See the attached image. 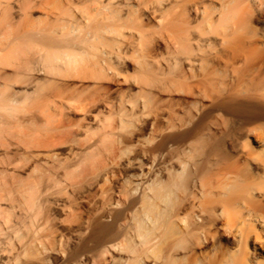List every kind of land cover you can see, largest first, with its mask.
I'll return each instance as SVG.
<instances>
[{
	"label": "bare ground",
	"instance_id": "bare-ground-1",
	"mask_svg": "<svg viewBox=\"0 0 264 264\" xmlns=\"http://www.w3.org/2000/svg\"><path fill=\"white\" fill-rule=\"evenodd\" d=\"M209 1L59 0L54 11L51 0H0V147L26 136L31 169L5 181L0 162V201L20 207L0 223V264H264V7ZM141 44L131 74L126 55ZM125 88L120 124L132 126L109 131L106 153L89 150L106 136L85 157L35 137L52 107L78 105L82 129ZM255 131L261 150L240 153ZM10 145L4 154L16 156ZM81 163L60 207L73 217L57 228L56 179Z\"/></svg>",
	"mask_w": 264,
	"mask_h": 264
},
{
	"label": "rangeland",
	"instance_id": "rangeland-1",
	"mask_svg": "<svg viewBox=\"0 0 264 264\" xmlns=\"http://www.w3.org/2000/svg\"><path fill=\"white\" fill-rule=\"evenodd\" d=\"M259 1H261L260 4L258 3V5H260L259 7L263 8L264 7V0H259ZM206 2L209 3L210 1L206 0ZM58 3H59V0H51L50 6L52 7V10L58 11V8L60 6ZM190 15H191V18H193V26L195 27L194 29L195 30L197 29L198 32H201V31H199L200 30L199 27H201L202 23L199 21L198 17L195 16L193 11H190ZM256 26L257 27H264V24L260 22V24H256ZM195 43H197V42H195ZM149 45L152 47V44H149ZM158 52L160 53L162 59L164 57L168 56V49H167V41L166 40H164L163 44H161V46L159 47V50L156 51V53H158ZM142 53H143L142 44L138 45V46H133L129 49L128 55H126L129 73H131V74L134 73V70L136 69L137 64H138V60L143 56ZM185 66H186V68H188V64ZM183 68L185 69L184 66H183ZM131 80L134 81L133 79H131ZM85 86H87V83L85 84ZM130 87L132 88L130 90V92L132 94L137 95L141 90V89H139L138 85H131ZM86 88L87 89H85L83 91L84 92L83 94H87V91L92 90L90 86H87ZM127 91H128V89H126L124 91V94H122V95L118 94V92H117V95L114 98L115 106H113V107L109 106V108L101 109V112H98L99 118L97 119L96 123H95V121L93 122V120H92L91 124L87 125L88 121L84 120L83 122L86 123L87 127L84 126L82 129H80L78 127L77 122L79 120H81V117L83 116L84 112L82 110L81 111L79 110L81 108L78 105H74L75 107L70 109V110H72L71 112H67L68 109L67 110L62 109V111H61V110H58V108L55 106L52 107L49 110V112H50L49 121H47V123L39 121L41 124H45L46 126L42 131L38 132L40 134L35 136V137L38 138L39 140H43V139H45V137L53 136L55 138H58L57 142H59V140L63 141L64 142L63 145L65 147H67V146L68 147H74V149L76 151H79L78 149L82 148L83 150L80 149V151L85 152V148H86L88 143L94 142L95 139H98L101 136H106V139L102 142V144H101V142H99L98 143L99 145L93 146L92 147L93 149H89L90 151L97 149V151H101L102 153H104V152L106 153L107 150L109 149V146L111 148V145H112L111 144V140H112L111 135L109 137H107L109 131H114V130L119 129L121 132L127 133L126 130L129 128L130 125L132 126V124L129 125V123H127L125 121L124 122L122 121V124H120L121 117L124 116V114H122L123 107H122V105H120L121 97L126 96L130 93V92L127 93ZM74 93L77 94V92H74ZM128 98H129V96H126V99H128ZM177 100H176L177 101L176 107H178V108H186L187 107L188 108V106H189V105L187 106L188 103L181 101L180 99H177ZM148 103L149 104H147V106L145 108H143L142 111L140 112L141 121L143 119L151 118L153 115V109L151 108V104H150V102H148ZM125 108H128V106ZM202 108H203V105H201V103L199 102V110H201ZM109 112H112V115ZM94 113H97V111H94ZM108 115H109V117H106ZM117 118H119V119H117ZM141 121H139V122H141ZM41 124H40V126H41ZM25 129L30 131L31 127L30 128L26 127ZM72 130L75 132L76 131H79V132L75 133ZM146 133H148V132H146ZM46 134H47V136H46ZM259 134H260L259 131H255L250 136H248L247 139L245 140L244 144H241L239 146V152L241 153L242 149L245 151L261 150V146H260L261 143H260V140H258V139H261V136H258ZM25 137L26 136L21 137V140H20V137L19 138H12V136L9 135L8 138H6V140L8 142L5 141L3 143V146L0 147V148H2L0 150V162L2 161L5 163V169H6L5 181L9 178L12 180H15V181L20 179V178L26 179L31 174V169H29V168L26 169V168L22 167L23 164L25 163L22 152L25 150L24 148H27L26 142L28 139L27 137L26 138ZM90 139H92V140L90 141ZM9 140L10 141L13 140L14 142H17L20 145V149H19L18 154L16 156H11L10 154H4V152H3V150L6 146H7V148L11 147V145L9 146V144H10ZM84 142H85V144H84ZM103 146H105V147L103 148ZM98 149H101V150H98ZM227 149L230 150L228 145H227ZM109 150H111V149H109ZM232 151L235 152L236 149H232ZM87 152H85L84 157L87 155ZM8 155L10 158L8 157ZM87 161H88V159H87ZM87 161L84 160L83 162H87ZM9 162H12V163L9 164ZM16 164H18V165L16 166ZM76 164H77V161H76ZM84 168H85V163H81V165L79 167L70 168V170L68 171L70 178L63 176V177H57V179H56L57 184L55 185L54 190L60 192V196H61L60 199L61 200L52 203V206H53L52 217H55L56 219L59 218V220L56 221L57 228L62 229L63 224L68 225L70 222V219H72V217H73V215L71 213L66 212V211L64 212V211L60 210V207H61V203H63L62 199L65 198L66 194L68 193V190L66 188L68 181H70L72 178H76L80 174H82L85 170ZM37 174H39V172H37V171L35 173H33V175H37ZM8 181H11V180H8ZM51 201H52V199H51ZM0 209H1L0 211L2 212V213H0V223L3 225L1 227L5 228L4 216H6L9 211L14 212V210H16V212H18L20 207L18 206L17 208L12 209V207L9 205L8 200H1L0 201ZM61 221L63 222L62 225L60 223ZM23 231H24V228L22 227L21 230H19V232L16 234H20ZM6 244L7 243H4L3 247H5ZM6 247H8V244L6 245ZM92 263L94 264V262H92Z\"/></svg>",
	"mask_w": 264,
	"mask_h": 264
}]
</instances>
